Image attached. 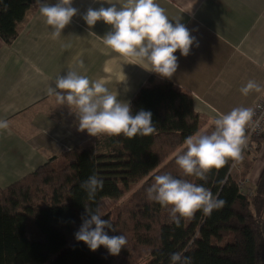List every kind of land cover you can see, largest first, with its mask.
I'll return each instance as SVG.
<instances>
[{"label": "trees", "instance_id": "1", "mask_svg": "<svg viewBox=\"0 0 264 264\" xmlns=\"http://www.w3.org/2000/svg\"><path fill=\"white\" fill-rule=\"evenodd\" d=\"M37 0H0V37L10 43L20 21ZM132 114L152 113L155 132L129 139L123 134H100L51 156L33 171L0 186V264H171L180 252L191 264H264V168L254 193L246 196L238 182L246 175L232 166L211 169L206 179L186 176L175 162L184 141L199 129L192 93L153 74L146 77L129 100ZM214 128V124H213ZM259 151L264 133L252 137ZM254 158H250V167ZM245 168V169H246ZM103 179V187L89 199L81 187L90 175ZM174 178L203 185L224 201L206 215L198 210L177 225L169 217L170 207L150 200L146 189L154 177ZM121 199L115 215L103 212L100 200ZM85 207L99 209L127 243L116 256L100 246L91 251L75 239Z\"/></svg>", "mask_w": 264, "mask_h": 264}, {"label": "crops", "instance_id": "2", "mask_svg": "<svg viewBox=\"0 0 264 264\" xmlns=\"http://www.w3.org/2000/svg\"><path fill=\"white\" fill-rule=\"evenodd\" d=\"M42 2L51 5L57 0ZM121 2L72 0L77 14L58 38L52 36L36 3L10 43L0 37V119L9 125L0 130V186L94 137L79 130L75 109L57 105L48 93L68 70L104 82L118 99L128 102L150 74L185 88L192 93L201 133H210L220 114L250 107L264 93V0H156L173 23L179 19L195 38L187 56L179 50L174 53L178 68L171 78L106 47L102 37L110 25L97 21L89 27L82 19L89 7ZM248 80L259 84L261 91L243 95L240 89ZM242 156L233 168L246 172L254 193L264 168V143L255 156L251 150ZM250 158L253 164L247 169Z\"/></svg>", "mask_w": 264, "mask_h": 264}, {"label": "clouds", "instance_id": "3", "mask_svg": "<svg viewBox=\"0 0 264 264\" xmlns=\"http://www.w3.org/2000/svg\"><path fill=\"white\" fill-rule=\"evenodd\" d=\"M37 3L39 13L51 27L54 38L61 36L62 30L78 11L72 7V0H57L51 5L42 0H37ZM109 4V7L96 9L89 7L82 19L89 27L97 21L110 25V30L102 37L106 47L123 57L146 62L149 71L162 78H171L178 68V58L174 53L179 50L181 56H187L195 40L185 25L179 19L173 23L156 0H122L119 4ZM54 84L55 87L49 86L48 93L55 96L57 105L75 109L73 112L78 118L79 130H86L91 136L123 134L131 139L136 135H151L156 130L150 111L140 110L133 115L130 102L118 99V95L100 80H90L76 70H68L66 74L59 75ZM251 91H261L254 80H248L240 89L243 95ZM254 115L251 107H235L227 114H220L214 119L210 133L197 132L185 139L182 154L175 156L176 164L186 176L206 179L211 169H220L228 159L240 161L247 143L246 128ZM8 127V121L0 119V130ZM81 187L90 200L94 199L103 187V179L93 173ZM146 192L150 200L170 207V220L177 225L180 218H191L198 210L209 215L224 204L203 185L174 178L168 173L156 175ZM102 216L104 214L99 209L93 211L85 207L75 239L93 252L103 246L109 255L116 256L126 245V237L109 236L105 229H115L109 220L101 219ZM170 261L171 264H191V258L180 252L171 254Z\"/></svg>", "mask_w": 264, "mask_h": 264}, {"label": "built area", "instance_id": "4", "mask_svg": "<svg viewBox=\"0 0 264 264\" xmlns=\"http://www.w3.org/2000/svg\"><path fill=\"white\" fill-rule=\"evenodd\" d=\"M250 107L254 109L255 115L253 117L252 122L246 128L247 143L243 147V149L251 148L250 146L251 138L263 133V130H264V93ZM57 151L58 152L62 151V147H58ZM234 165H235V161L232 162V166ZM238 186L242 194L246 196H251L253 194L252 186L249 184V179L247 177L240 179L238 182Z\"/></svg>", "mask_w": 264, "mask_h": 264}, {"label": "rangeland", "instance_id": "5", "mask_svg": "<svg viewBox=\"0 0 264 264\" xmlns=\"http://www.w3.org/2000/svg\"><path fill=\"white\" fill-rule=\"evenodd\" d=\"M121 199L113 200L109 198H104L100 200V208L103 212L110 211L112 215H115L117 210L120 207ZM188 221L190 218H185ZM148 259H150V255H144L136 264H143Z\"/></svg>", "mask_w": 264, "mask_h": 264}]
</instances>
